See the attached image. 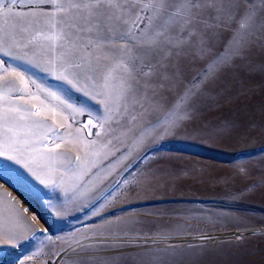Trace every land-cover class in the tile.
<instances>
[{"label":"snow or ice","instance_id":"6c2138e0","mask_svg":"<svg viewBox=\"0 0 264 264\" xmlns=\"http://www.w3.org/2000/svg\"><path fill=\"white\" fill-rule=\"evenodd\" d=\"M257 44L264 0H0V250H16L5 264H80L123 243L144 264H175L196 247L176 227L122 226V206L156 194L141 165L159 142L232 137L231 121L197 119L201 100ZM76 213L99 219L57 225Z\"/></svg>","mask_w":264,"mask_h":264},{"label":"rangeland","instance_id":"374dc122","mask_svg":"<svg viewBox=\"0 0 264 264\" xmlns=\"http://www.w3.org/2000/svg\"><path fill=\"white\" fill-rule=\"evenodd\" d=\"M78 100L93 109L98 107L84 97ZM201 105L197 119L212 124L231 121L235 125L232 137L217 141L181 136L159 142L155 153H149V159L141 165L154 174L156 194L125 202L120 215L122 220L131 219L133 231L139 229L142 233L154 235L160 228H179L187 233V243L196 246L189 250L201 248L215 253V260L221 259L222 254L240 255L260 264L259 260H264V45L254 46L247 60L238 62L224 75ZM241 167L247 174L240 171ZM7 191L29 209V215H37L43 222L54 219L42 203L23 191L13 187ZM241 192L245 194L240 195ZM98 219L86 220L83 213H76L66 222L56 223L63 230L72 226L84 229V223H97ZM108 230L105 226V232ZM231 233L234 235L217 236ZM209 236L217 237L196 239ZM14 251L0 250V264H5L6 253ZM142 252L135 244L123 243L95 253L94 261L79 259L80 264H144V259L136 258Z\"/></svg>","mask_w":264,"mask_h":264},{"label":"bare ground","instance_id":"6f19581e","mask_svg":"<svg viewBox=\"0 0 264 264\" xmlns=\"http://www.w3.org/2000/svg\"><path fill=\"white\" fill-rule=\"evenodd\" d=\"M129 222H131V219L126 218L121 221V225L130 226ZM157 223L158 222H155L154 224L157 225ZM230 235H234V234L231 233V234L217 235V236L225 237V236H230ZM217 236L201 237V238H196V239L198 240L214 239V237H217ZM214 254L215 253H208V251L201 249V248H195L194 250L185 249L177 253L175 257V264H257L258 263L257 261L252 262V260L250 259L249 260L244 259L240 255H234L232 257H227L224 254H222L223 257L221 259L215 260L213 259ZM136 258L144 259L142 255L140 256L138 255L136 256ZM259 262L260 264H264V260H259ZM87 264H90V263H87Z\"/></svg>","mask_w":264,"mask_h":264}]
</instances>
